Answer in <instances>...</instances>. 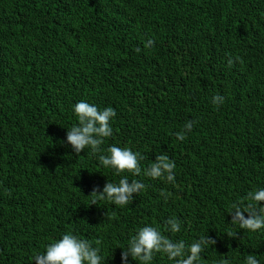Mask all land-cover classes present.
Segmentation results:
<instances>
[{
  "label": "trees",
  "instance_id": "trees-1",
  "mask_svg": "<svg viewBox=\"0 0 264 264\" xmlns=\"http://www.w3.org/2000/svg\"><path fill=\"white\" fill-rule=\"evenodd\" d=\"M80 101L116 111L102 154L130 148L142 170L167 155L175 183L117 175L90 148L76 154L66 133ZM187 120L197 123L180 141ZM125 176L145 184L132 202L92 204L94 188ZM260 188L264 0H0V264H37L69 232L99 247L102 264H125L129 239L148 225L189 245L215 239L198 264L249 254L264 264V229L229 214ZM170 217L180 232L164 230ZM151 264L175 262L155 253Z\"/></svg>",
  "mask_w": 264,
  "mask_h": 264
},
{
  "label": "clouds",
  "instance_id": "clouds-1",
  "mask_svg": "<svg viewBox=\"0 0 264 264\" xmlns=\"http://www.w3.org/2000/svg\"><path fill=\"white\" fill-rule=\"evenodd\" d=\"M153 40L145 43V48L154 46ZM137 52L141 49L137 48ZM233 60L229 58L228 64L231 66ZM225 98L217 94L212 98V103L219 107L224 103ZM74 113L78 118V124L68 129L66 142L71 145L73 151L79 154L86 148L91 149V154L98 155L100 164L105 168H111L117 175L130 173L133 176L143 174L151 179H161L168 183H175L176 164L167 155L156 156L155 162L142 170L140 161L144 157L133 152L130 148H121L112 145L107 148V154H102L101 146L105 138L111 137L113 129L110 121L116 116V111L112 107L98 109L95 105L85 101H80L74 106ZM196 120H187L183 130L176 133L180 141H184L187 135L192 132ZM145 188V184L133 179L129 183L127 176L121 178L118 184L107 182L102 191L94 188L90 194L93 197L92 204H97L98 200H107L118 206H125L132 202L133 194H139ZM161 196L168 199V193L161 191ZM246 203L235 202L231 205V223L238 224L241 229L256 232L264 229V188L249 191L245 197ZM244 213H247L245 217ZM165 231L176 234L181 231V223L176 217H170L165 221ZM100 240L95 244L99 245ZM216 240L209 236H201L190 245L183 240H173L162 234L158 227L144 226L139 228L136 234L128 241L127 250L121 253L122 261L127 262L131 256L141 264H151L155 253H163L175 264H198L201 253ZM37 264H102L104 258L100 255V248L94 247L93 243L87 239H81L77 235L69 232L61 239L49 243L43 254L37 253L32 257ZM221 264H228L227 260ZM245 264H260V261L253 254L245 258Z\"/></svg>",
  "mask_w": 264,
  "mask_h": 264
}]
</instances>
